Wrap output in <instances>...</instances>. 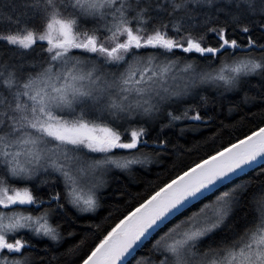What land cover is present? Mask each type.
I'll list each match as a JSON object with an SVG mask.
<instances>
[{"label": "snow or ice", "instance_id": "1", "mask_svg": "<svg viewBox=\"0 0 264 264\" xmlns=\"http://www.w3.org/2000/svg\"><path fill=\"white\" fill-rule=\"evenodd\" d=\"M241 92L255 129L126 200L79 264L148 244V264H264V0H0V264H60L111 181L183 151L169 131L202 132Z\"/></svg>", "mask_w": 264, "mask_h": 264}, {"label": "trees", "instance_id": "2", "mask_svg": "<svg viewBox=\"0 0 264 264\" xmlns=\"http://www.w3.org/2000/svg\"><path fill=\"white\" fill-rule=\"evenodd\" d=\"M252 83L255 84L256 80L253 79ZM207 94L215 95L211 87H208ZM243 95V92L226 94L222 106L218 102L215 105V110L209 111V116L213 117V123L206 128L201 126L202 132L200 133L188 132L181 136L179 128L170 130L168 135L172 145H177L183 151L168 152L162 159L152 165L150 170L137 168L136 171L131 173L130 178L126 179L124 176H118L116 180L111 181L108 189L111 195L104 201L103 207L96 214L82 216L73 225L65 228L66 233L74 232L76 235L74 237H66L59 246L56 255L61 258L60 264H79L78 257L82 256L90 247H94L95 243H98L96 237L100 236L102 238V235L106 234V230H110V226H114L118 219L122 218L121 213L126 214V200H130L132 197L137 199L146 197L150 193V185L166 182L169 176H174L185 165H190L193 162H199L201 158H206L205 154L210 152L212 148H219L221 144L226 146V142L231 137L237 136L240 131L248 128L254 130L262 119L261 109L245 106L241 103ZM221 124L226 127L221 128ZM154 136L155 134H153V138ZM233 142L235 141L233 140ZM172 145H169V147L171 148ZM259 171L261 169L257 168L251 174V177L242 175L239 179H236L235 183L241 184L255 177ZM232 186L228 185V187ZM117 189H119V193L116 191ZM226 190V188L221 189V191ZM120 193H131V196L125 195V200L122 201L117 198ZM219 194V192L216 193V195ZM212 199H215V196ZM207 202L204 201V203ZM195 210L192 209V211ZM110 215L111 218L108 219ZM97 225L100 226L99 232L97 231ZM150 248L151 244H148L145 248L138 250L133 264H136V260L141 259H143L144 264H148Z\"/></svg>", "mask_w": 264, "mask_h": 264}]
</instances>
